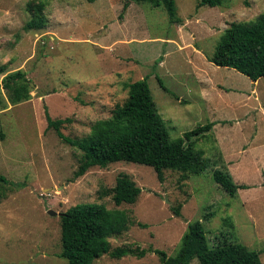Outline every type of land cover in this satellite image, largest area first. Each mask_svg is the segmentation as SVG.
I'll return each mask as SVG.
<instances>
[{
    "label": "rangeland",
    "instance_id": "rangeland-1",
    "mask_svg": "<svg viewBox=\"0 0 264 264\" xmlns=\"http://www.w3.org/2000/svg\"><path fill=\"white\" fill-rule=\"evenodd\" d=\"M126 2L0 0V174L19 185L0 202V264H69L61 257L60 214L82 203L131 215L130 230L110 239L112 250L175 255L188 225L201 220L211 246L232 237L259 251L264 264V78L255 83L210 61L231 23L256 18L264 0L216 7L176 0L181 23H171L164 7L132 2L124 10ZM40 18L41 29L29 27ZM17 73L23 77L12 79ZM142 79L173 139L216 124L189 143L209 168L200 175L165 170L161 182L152 167L120 161L74 179L82 152L48 127L46 109L69 120L65 136L83 139L125 102L127 85ZM216 168L246 188L230 196L214 181ZM120 174L141 188L136 203L102 198ZM94 264L161 262L148 251L142 259L106 254Z\"/></svg>",
    "mask_w": 264,
    "mask_h": 264
},
{
    "label": "trees",
    "instance_id": "trees-1",
    "mask_svg": "<svg viewBox=\"0 0 264 264\" xmlns=\"http://www.w3.org/2000/svg\"><path fill=\"white\" fill-rule=\"evenodd\" d=\"M132 2L164 7L171 23L182 22L176 0H127L124 10ZM221 2L200 0L199 5L216 7ZM43 24L40 18L39 22H30L29 27L41 29ZM210 61L216 66L234 69L253 82L264 78V12L252 20L231 23L221 36ZM22 77V73L11 76L12 79ZM127 88L125 102L116 105L110 118L95 122L83 139L65 136L62 127L69 120H55L46 109L48 127L54 129L65 143L82 152L74 179L82 177L93 167L107 168L120 161L152 167L161 182L164 181L165 170L200 175L209 168V161L204 160L201 153L194 152L189 143L194 137L210 131L215 123L200 126L173 139L159 114L147 79L130 83ZM23 97L28 99L29 96L18 95L17 101ZM212 176L232 197H236L240 189L246 188L238 185L226 169L216 168ZM183 179H186L185 176ZM18 186L0 174V202L7 198L11 188ZM141 192L129 175L120 174L113 188L103 190L102 198L112 196L116 206L134 204ZM176 213L180 215L178 209ZM132 225L133 219L126 210L108 209L99 203L77 204L61 216V257L69 264H94L106 254L117 259L128 255L142 259L150 251L159 256L161 264H191L195 259L200 264H262L259 251L248 248L232 237L226 236L223 244L211 246L201 220L188 225L175 255L169 256L165 251L147 250L140 246H121L112 250L110 239L128 232Z\"/></svg>",
    "mask_w": 264,
    "mask_h": 264
},
{
    "label": "water",
    "instance_id": "water-1",
    "mask_svg": "<svg viewBox=\"0 0 264 264\" xmlns=\"http://www.w3.org/2000/svg\"><path fill=\"white\" fill-rule=\"evenodd\" d=\"M31 86H32V88L35 87V85H34L33 83H31ZM36 90L41 94V96H42L43 98L46 97V93L43 92L41 89H36ZM49 214L52 215V216L57 215V213L54 212V211H52V210H49ZM62 215H63V214H60V216H62Z\"/></svg>",
    "mask_w": 264,
    "mask_h": 264
},
{
    "label": "crops",
    "instance_id": "crops-1",
    "mask_svg": "<svg viewBox=\"0 0 264 264\" xmlns=\"http://www.w3.org/2000/svg\"><path fill=\"white\" fill-rule=\"evenodd\" d=\"M256 83V82H255ZM216 125V124H215Z\"/></svg>",
    "mask_w": 264,
    "mask_h": 264
}]
</instances>
